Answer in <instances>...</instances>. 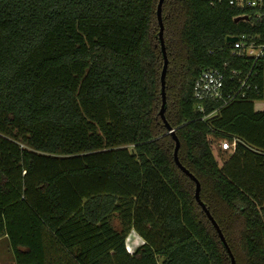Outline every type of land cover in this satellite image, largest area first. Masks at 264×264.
<instances>
[{"label":"trees","instance_id":"obj_1","mask_svg":"<svg viewBox=\"0 0 264 264\" xmlns=\"http://www.w3.org/2000/svg\"><path fill=\"white\" fill-rule=\"evenodd\" d=\"M230 1L164 0L165 117L235 264H264V59L258 91L216 117L193 100L203 71L248 70L229 37L264 38ZM159 2L0 0V241L15 264H232L160 117ZM212 137L235 143L223 166Z\"/></svg>","mask_w":264,"mask_h":264},{"label":"built area","instance_id":"obj_2","mask_svg":"<svg viewBox=\"0 0 264 264\" xmlns=\"http://www.w3.org/2000/svg\"><path fill=\"white\" fill-rule=\"evenodd\" d=\"M229 5L239 11L235 17L238 23L247 24L251 29L264 28V0H231ZM235 37L237 41L230 44L232 55L249 68L247 71L229 70L227 64L223 70L209 69L199 75L193 87V100L202 121L214 118L221 109L246 99L248 90L258 91L253 80L258 76L257 66L264 59V38L260 33ZM211 106L215 107L207 113Z\"/></svg>","mask_w":264,"mask_h":264},{"label":"water","instance_id":"obj_3","mask_svg":"<svg viewBox=\"0 0 264 264\" xmlns=\"http://www.w3.org/2000/svg\"><path fill=\"white\" fill-rule=\"evenodd\" d=\"M163 3H164V0H160V2L158 4V9H157V16H158V21H159V24H160V34L159 35H160V41H161L162 51H163L164 60H165L164 68H163L162 75H161L162 107H161V110H160V117L162 118L163 122L165 123V125L167 127V130H168V133L171 134L174 137V139H175L176 147H175V151H174V159H175L176 165L179 167V169L182 172H184L189 177H191L194 180V182L196 183L195 198H196L198 204L202 207V209L204 210V212L208 216L209 220L212 222L213 226L216 228V230H217V232H218L223 244L228 249V246L226 244V241H225L223 233L221 232V230H220L219 226L217 225L216 221L214 220L213 216L211 215V213L205 207L204 203L201 200V197H200V188H201L200 182L197 179H195L193 177V175L185 167H183V165L180 163V161L178 159V152H179V149H180V142H179L178 138L176 137L175 131L172 129V127L166 121V117H165V106H166L165 86H166V82H165V80H166V74H167V68H168V59H167V55H166V52H165L164 37H163L164 36V25H163V21H162V5H163ZM238 22H239V20L237 19L235 21V23H238ZM236 41H237L236 37H229L227 39V43L229 45L234 43V42H236ZM228 251H229V249H228ZM229 253H230V256H231L232 264H235L234 256L231 254L230 251H229Z\"/></svg>","mask_w":264,"mask_h":264},{"label":"rangeland","instance_id":"obj_4","mask_svg":"<svg viewBox=\"0 0 264 264\" xmlns=\"http://www.w3.org/2000/svg\"><path fill=\"white\" fill-rule=\"evenodd\" d=\"M263 106V103L258 102L255 108L259 111L262 110ZM210 143L217 161L220 166H223L233 156L235 143L223 137H212L210 138ZM143 244L144 240L137 233L132 231L129 234L127 238V249L129 253H134ZM0 264H15L9 242L6 239L0 241Z\"/></svg>","mask_w":264,"mask_h":264},{"label":"crops","instance_id":"obj_5","mask_svg":"<svg viewBox=\"0 0 264 264\" xmlns=\"http://www.w3.org/2000/svg\"><path fill=\"white\" fill-rule=\"evenodd\" d=\"M257 103H258V102H257ZM257 103H256V104H257ZM261 103H263V104H264V102H261ZM256 104H255V105H256ZM262 110H264V106H263Z\"/></svg>","mask_w":264,"mask_h":264}]
</instances>
